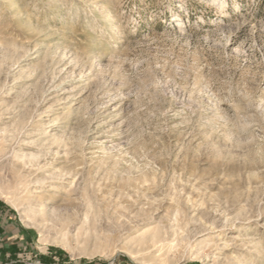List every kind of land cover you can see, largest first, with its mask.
Masks as SVG:
<instances>
[{
	"label": "rangeland",
	"instance_id": "374dc122",
	"mask_svg": "<svg viewBox=\"0 0 264 264\" xmlns=\"http://www.w3.org/2000/svg\"><path fill=\"white\" fill-rule=\"evenodd\" d=\"M0 264H264V0H0Z\"/></svg>",
	"mask_w": 264,
	"mask_h": 264
},
{
	"label": "trees",
	"instance_id": "16d2710c",
	"mask_svg": "<svg viewBox=\"0 0 264 264\" xmlns=\"http://www.w3.org/2000/svg\"><path fill=\"white\" fill-rule=\"evenodd\" d=\"M6 252H9L11 257H14L16 254V247L15 246H10L8 248H2L1 254L4 255Z\"/></svg>",
	"mask_w": 264,
	"mask_h": 264
}]
</instances>
